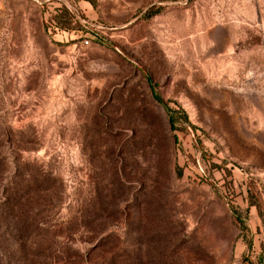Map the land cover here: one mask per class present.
<instances>
[{
    "label": "rangeland",
    "instance_id": "rangeland-1",
    "mask_svg": "<svg viewBox=\"0 0 264 264\" xmlns=\"http://www.w3.org/2000/svg\"><path fill=\"white\" fill-rule=\"evenodd\" d=\"M0 264H264V0H0Z\"/></svg>",
    "mask_w": 264,
    "mask_h": 264
},
{
    "label": "trees",
    "instance_id": "trees-1",
    "mask_svg": "<svg viewBox=\"0 0 264 264\" xmlns=\"http://www.w3.org/2000/svg\"><path fill=\"white\" fill-rule=\"evenodd\" d=\"M72 19L73 17L71 12L61 7L59 9V12L56 13L55 16L51 19L49 26L53 29V31H58V30L70 31V29H72L70 26L72 23ZM154 98L159 102H162L156 94L154 95ZM166 111H167V118L170 125V129L173 133H175L176 131L184 130L183 127L180 126L182 122L189 124V121L185 113H179L177 111L170 109L169 107H166ZM180 115L182 117H179Z\"/></svg>",
    "mask_w": 264,
    "mask_h": 264
},
{
    "label": "built area",
    "instance_id": "built-area-1",
    "mask_svg": "<svg viewBox=\"0 0 264 264\" xmlns=\"http://www.w3.org/2000/svg\"><path fill=\"white\" fill-rule=\"evenodd\" d=\"M86 44H88V42H86Z\"/></svg>",
    "mask_w": 264,
    "mask_h": 264
}]
</instances>
